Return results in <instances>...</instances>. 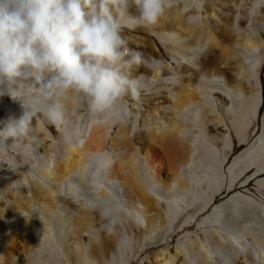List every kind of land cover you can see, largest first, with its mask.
<instances>
[{
  "label": "bare ground",
  "instance_id": "6f19581e",
  "mask_svg": "<svg viewBox=\"0 0 264 264\" xmlns=\"http://www.w3.org/2000/svg\"><path fill=\"white\" fill-rule=\"evenodd\" d=\"M122 34L146 62L111 110L69 92L54 123L0 85V128L35 109L0 141V264H264V7L173 0Z\"/></svg>",
  "mask_w": 264,
  "mask_h": 264
},
{
  "label": "clouds",
  "instance_id": "9594fccd",
  "mask_svg": "<svg viewBox=\"0 0 264 264\" xmlns=\"http://www.w3.org/2000/svg\"><path fill=\"white\" fill-rule=\"evenodd\" d=\"M173 0H0V85H26L52 122L62 119L59 97L71 92L84 98L90 112L116 107L119 98L136 91L133 66L146 62L129 47L124 28L151 27ZM134 7L137 15L128 14ZM264 0H252V9ZM135 21L134 25L125 23ZM7 92L18 98L13 91ZM18 118L0 128L6 143L27 137L35 109L22 102Z\"/></svg>",
  "mask_w": 264,
  "mask_h": 264
},
{
  "label": "rangeland",
  "instance_id": "374dc122",
  "mask_svg": "<svg viewBox=\"0 0 264 264\" xmlns=\"http://www.w3.org/2000/svg\"><path fill=\"white\" fill-rule=\"evenodd\" d=\"M254 185H255V180H251L250 183H249V187L252 188V190H254ZM110 224H112V222H110Z\"/></svg>",
  "mask_w": 264,
  "mask_h": 264
}]
</instances>
